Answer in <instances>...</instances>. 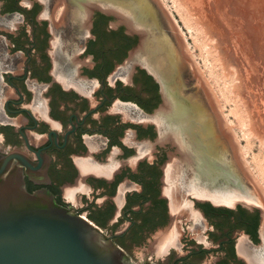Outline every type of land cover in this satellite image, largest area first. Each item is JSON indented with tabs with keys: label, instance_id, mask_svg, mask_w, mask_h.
<instances>
[{
	"label": "flooded vegetation",
	"instance_id": "obj_1",
	"mask_svg": "<svg viewBox=\"0 0 264 264\" xmlns=\"http://www.w3.org/2000/svg\"><path fill=\"white\" fill-rule=\"evenodd\" d=\"M70 5L0 0V151L20 150L35 161L41 151L50 159L47 178L26 176L27 189L49 190L137 264H264L260 202L186 192L191 216L173 212L171 185L186 180L196 161L161 119L178 108L163 107L168 91L157 77L154 47L151 70L136 50L138 34L100 11L76 22ZM184 163L182 179L175 166ZM177 222L181 234L169 233ZM129 240L150 252L135 259Z\"/></svg>",
	"mask_w": 264,
	"mask_h": 264
},
{
	"label": "water",
	"instance_id": "obj_2",
	"mask_svg": "<svg viewBox=\"0 0 264 264\" xmlns=\"http://www.w3.org/2000/svg\"><path fill=\"white\" fill-rule=\"evenodd\" d=\"M64 1L75 10L84 9L87 20L95 11H100L124 24L128 32L140 36L141 44L136 50L142 54L147 53V42L154 35L161 38L163 30L173 35L172 20L157 0H152L159 16L154 35L148 29L138 27L133 17H127L118 6L106 0ZM185 62L189 64L188 59L181 60L176 79L181 75L182 88L187 95L196 96L206 113H213L206 106L203 95L189 89ZM163 98L165 109L176 108L167 94ZM187 101L190 104V100ZM221 141L226 144L224 139ZM36 155L38 161L20 150L0 151V264H137L103 228L87 216L59 204L49 190L32 193L27 189L26 176L33 181L48 176L49 157L41 151H36ZM144 264L153 263L147 261Z\"/></svg>",
	"mask_w": 264,
	"mask_h": 264
},
{
	"label": "rangeland",
	"instance_id": "obj_3",
	"mask_svg": "<svg viewBox=\"0 0 264 264\" xmlns=\"http://www.w3.org/2000/svg\"><path fill=\"white\" fill-rule=\"evenodd\" d=\"M161 1L166 4V9L181 29L188 53L190 52L189 55L192 56L189 64L188 62L184 64L189 89L193 88L194 93L203 95L206 106L217 116V125L219 114L216 101L219 102L220 110L235 129L234 133L239 138V148L244 151L251 172L260 182L258 185L248 178L259 197L261 192L264 210V0H182L186 10L181 6L180 11L173 0ZM202 6H205V9ZM189 26L193 29L190 30ZM223 38L221 53L225 54V58L226 54L227 56L228 53L232 54L229 58L235 59L232 58V66L226 65L230 67L227 71L216 48L218 41H222ZM229 48L235 51L234 54L228 51ZM196 67L203 75H200ZM219 132L223 135L219 137L228 142L226 139L228 134L221 130ZM233 155L235 156L234 153ZM165 229L157 233L164 232ZM164 235L165 233L160 234V238ZM126 247L135 259H141L151 250L130 240ZM162 248L164 247L159 245L158 249Z\"/></svg>",
	"mask_w": 264,
	"mask_h": 264
},
{
	"label": "bare ground",
	"instance_id": "obj_4",
	"mask_svg": "<svg viewBox=\"0 0 264 264\" xmlns=\"http://www.w3.org/2000/svg\"><path fill=\"white\" fill-rule=\"evenodd\" d=\"M59 1L60 3H62L63 6L65 5L66 1L65 2L64 0H59ZM106 1L110 2V4L113 6L115 5L118 6L127 17L130 16L134 18L138 27L146 28L154 35V28L156 29V27L158 26L159 16H158V9L155 8L152 0H106ZM157 1L161 5V7L164 9L163 11L166 13V15L169 16L172 20V23H173L172 34L173 35H171V33L166 30H163V34L161 38L159 37V35L158 36L154 35L153 38L148 40L147 53L143 54L142 59L144 60L147 58V61H146L147 65L152 70L151 68L152 64H151V60L149 57V53L151 52V48L154 47L153 53L155 54L157 58V62H158L156 65L158 67L157 68L158 76L156 74L155 75L158 78H160L159 80L162 82L165 91H168V97L173 100L174 102L173 104H176V107L178 108L177 116H175L174 114H170L168 115L169 117L168 116L166 117L168 119L167 121L166 119H164L165 117L161 119H163L169 125V128L173 130V134H175V137L177 139L176 141H178L181 148L184 151H187L188 154L194 155V159L196 161L195 163L193 162L191 166L188 165L189 169L192 168L190 169L192 170V172L190 175H188V177H185L186 180H183L185 182L179 180L180 182L178 184L175 183L176 187L174 186L172 187L171 185V190H169L168 193L171 198V207H172L173 212L174 213L178 212L179 216H191V212L188 210V206L185 204L186 202L184 201V197L187 194L186 192H190L199 197H214L213 195L215 196L220 195L222 197H227L228 195L241 194V195H244L247 200H252L254 202H260L262 204L261 192H260L261 197H258L259 195L257 196L256 194L252 193L253 191L251 192L250 190L247 189L246 184L244 183L242 179L241 172H243V174H246V177L250 178L251 181L255 182V184L257 183L258 185H260V182L253 175L249 165L246 162L244 151L242 150V148L241 150L239 148L240 147L239 142H238L239 138L234 133L235 132L234 127L232 126L228 118L225 116L224 112L220 110L221 107L219 106L220 105L219 102L216 101V109L219 114L218 115L219 125H217V116L214 115L213 113L207 114L202 103L199 101V99L196 98V96L191 97L189 94L187 95V93L182 88V93H181L182 96L180 95L181 97L179 98L178 93L180 92V88L184 85L181 75L178 80L176 79L177 73L178 75L180 73L179 64L183 58L184 59L186 58L190 61V58L192 56L190 57L189 55L190 52L188 53L189 50H187V46H186V40L184 37L182 38V35H181L182 31L181 29H179V26L176 23L174 17L166 9L165 7L166 4L164 5V3L161 0H157ZM173 1L176 4V8L178 11H180L179 7L181 6H183V9L186 8L182 0H173ZM63 8H61V10ZM203 8L205 9V6ZM81 10H84V9L81 8L79 10L78 9L75 10V20L74 21L79 22L80 20H83L84 18H86V14L83 11L84 14L80 19V16H81L80 12H82ZM208 13H211V12H208ZM189 28L190 30L193 29L192 26H189ZM223 37L225 38V35ZM224 38L222 39V41H218V43L216 44V48H217V51L219 52L221 61H223V63L225 64L226 71H227V69L230 67H227L226 65L227 64L231 66L233 65L232 64L233 57L229 58V55L232 56V54L228 53V56L226 54L227 58H225L224 56L225 54L223 55L221 53L220 46L222 42L224 41ZM151 40H154V42L152 43ZM230 48L228 51H232L230 50ZM166 50L167 51L169 50V51L165 52ZM163 53H165V55H163ZM238 58L240 59V57ZM233 60L235 59L233 58ZM221 65L223 64L221 63ZM241 66L242 65H240V67ZM197 68L198 67H196V69ZM197 71L200 73V75H203L199 68L197 69ZM245 84H246V81H245ZM187 99L190 100V104H189V101H187ZM252 105H253V102H252ZM230 112L233 113V111H230ZM164 121H162V123L165 125ZM170 125H172V127ZM164 128H166V125ZM220 130L226 133V135L228 134L226 136V139L228 140V142L225 141L226 144L222 143L223 141L221 140L223 139L219 137ZM232 151L235 154V156L233 155ZM230 153L233 155V157H230ZM240 164H242V166ZM186 165L187 164L184 163L180 166H177V165L175 166L176 170H179L178 175L180 177H183L182 179H184V175H185L186 168H187ZM185 183L188 186L186 191L181 189L183 184ZM231 184L236 185V186L238 185L240 187V192L235 191V190H230L228 187H230L229 185ZM201 186H204V187L200 188ZM257 187H260V186H257ZM259 190L261 191L262 188L260 187ZM181 232H182L181 226L178 225V222H177L172 227V230H170L169 233L180 235Z\"/></svg>",
	"mask_w": 264,
	"mask_h": 264
}]
</instances>
